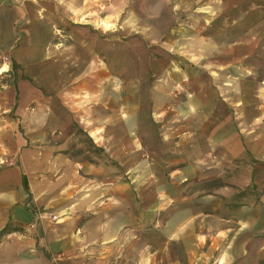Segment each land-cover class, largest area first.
Segmentation results:
<instances>
[{
    "label": "crops",
    "instance_id": "crops-1",
    "mask_svg": "<svg viewBox=\"0 0 264 264\" xmlns=\"http://www.w3.org/2000/svg\"><path fill=\"white\" fill-rule=\"evenodd\" d=\"M130 5L121 51L161 58L121 63L149 95L88 132L119 171L74 157L72 116L46 109L0 171V264H264V0Z\"/></svg>",
    "mask_w": 264,
    "mask_h": 264
},
{
    "label": "rangeland",
    "instance_id": "rangeland-1",
    "mask_svg": "<svg viewBox=\"0 0 264 264\" xmlns=\"http://www.w3.org/2000/svg\"><path fill=\"white\" fill-rule=\"evenodd\" d=\"M130 2L10 0L15 22L7 27V17L0 18V70H5L0 71V171L13 167L20 151L30 146L32 137L39 136L46 109L52 117L62 109L72 116L69 130L74 135V157L91 163L106 160L115 173L119 171L117 160H109V153L95 144L88 132L101 128L105 116L117 124L120 114L134 110L142 91L147 89L149 95L150 84L142 87L130 80L136 79L135 70L129 71L133 75L125 82L129 75L121 63L127 61L134 68L135 62L146 59L144 56L150 65L154 58H161L150 52L137 55L121 51L120 43L130 39L120 37L117 24L132 8ZM105 18L115 25L106 27ZM152 76L150 69L143 75ZM31 93L39 99L31 101ZM20 95L28 99L25 104ZM115 127L118 135L119 126ZM216 186L207 184L209 189ZM24 207L30 209L26 203ZM232 207L235 204L228 205ZM50 219L57 220L54 215ZM15 231L19 234L23 229ZM145 251L150 254L152 249Z\"/></svg>",
    "mask_w": 264,
    "mask_h": 264
},
{
    "label": "trees",
    "instance_id": "trees-1",
    "mask_svg": "<svg viewBox=\"0 0 264 264\" xmlns=\"http://www.w3.org/2000/svg\"><path fill=\"white\" fill-rule=\"evenodd\" d=\"M22 185H23V188L26 190V181H25L24 178L22 179ZM10 230H11V229H10V226L6 227V228L0 233V236H3V235H5V234L11 232Z\"/></svg>",
    "mask_w": 264,
    "mask_h": 264
}]
</instances>
